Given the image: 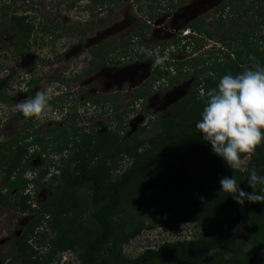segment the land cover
Listing matches in <instances>:
<instances>
[{"label": "trees", "instance_id": "obj_1", "mask_svg": "<svg viewBox=\"0 0 264 264\" xmlns=\"http://www.w3.org/2000/svg\"><path fill=\"white\" fill-rule=\"evenodd\" d=\"M146 1L149 4L143 19L135 21L125 38V55L121 54V49L116 52L118 48L114 44L100 42L99 49L92 51L94 59L84 74L109 67L128 68L148 61L153 64L157 54L146 55L133 46L140 45L146 38L148 20L158 16L165 5H161L162 0ZM231 5L239 7L224 14L225 7ZM26 11L18 13L14 1L0 5V28L5 26L11 30L10 39H13L17 54L21 48L29 47L30 42L36 43L38 38L36 16L31 17ZM216 11L214 21L218 28L226 19L239 20L249 14L256 16L257 24H264L262 0L247 3L224 0ZM204 23L203 17L190 21L185 27L188 33L174 38L169 58L173 59L177 50L186 52L189 44V48L197 53L199 42L194 39L209 35ZM55 24L59 22L55 21ZM53 26L50 25L47 31L57 38L59 33L52 30ZM221 41H228L225 51L220 50L221 55L211 58L195 55L183 61H171L165 68L155 63L150 77L134 89V96L126 105L123 103L122 108L135 111L138 100L145 99L148 85L157 83L159 89H163V85L169 87L178 83L182 76L197 75L188 91L170 104L165 115L156 119L159 126L150 137H142L141 132L151 123V118L139 124L141 131L129 137L120 135L118 128H125L131 118L124 119L129 113L119 112L121 107L115 103L119 99L116 97L122 94L103 96L102 101L98 95L90 97L95 110L99 102L105 105L108 101V109L100 107L102 113L111 116L108 122L92 131L77 124H66L47 133L50 140L42 141L44 145L41 144L39 154L45 160L43 151L48 149L58 158L47 162L46 170L39 175L42 177L50 165L55 171L51 173L50 181L53 192L45 200L33 203L30 194L25 193L29 180L22 168L29 159L27 149L34 145L39 130L35 129L29 136L10 137L0 144L1 150L6 149L1 152L5 159L0 161V179L4 182L0 187L1 202L20 213H36L15 237L17 253L10 264H51L67 249L77 250L79 264H264V202L240 205L220 189L219 183L223 176H234L245 191L259 192L261 186L252 189L247 181L252 168L264 175V142L256 147L250 158L249 154H241L248 155L243 170H232L212 152L211 145L202 140L201 133L195 128L204 106L201 91L215 88L225 74L236 75L257 63L264 66V32L251 25L237 36L229 28ZM200 71L204 73L199 75ZM37 82V78H29L27 90ZM59 107L61 113H67L70 108L65 104ZM18 117L24 115L17 110L15 118ZM114 120L116 128L111 126ZM27 137L32 138L27 140ZM123 154L132 158L131 162L118 176L111 177L110 171L117 168ZM81 190L89 192L88 200ZM148 190H153L154 196L147 197ZM89 205L94 208L93 225L84 229L82 212ZM153 205L157 225L164 231L176 230L186 223L202 226L207 223L210 228L192 238H178L164 241L157 247H147L135 258L123 257L121 243L138 235L143 228L152 227L146 225L143 213ZM76 214H80L81 219L77 220ZM43 222L50 227L52 235L46 229L37 231ZM242 222H245L243 231H234ZM81 230L85 231L82 235L79 234ZM35 236H39L36 243L42 246L40 249L30 244Z\"/></svg>", "mask_w": 264, "mask_h": 264}, {"label": "rangeland", "instance_id": "obj_2", "mask_svg": "<svg viewBox=\"0 0 264 264\" xmlns=\"http://www.w3.org/2000/svg\"><path fill=\"white\" fill-rule=\"evenodd\" d=\"M13 1L17 6L18 13L27 10L26 12L30 14L31 17L36 16L35 29L40 41L38 40L39 43L37 42L32 46L30 43V47L21 48L17 54L13 47V39H10L11 30L5 26L0 28V144L10 137L25 133L30 134L35 129L39 130L40 134L39 137L34 138V145H30L27 149L29 159L22 167L25 170V177L29 180L27 191L33 203L47 199L53 192L50 181L52 179L51 173L55 171L52 166L50 165L46 173L42 177H39L41 172L46 170L45 164L58 158L57 156L53 157L51 151L46 149L43 151L45 160H42L43 155H40L38 150H41V144L44 145L42 141L47 142L50 140L49 137L47 139L46 134L55 132L58 127L63 128L66 124H77L82 126V128H86L88 131H92L96 124V126H101L111 119V116L105 113L102 115L100 109L97 108V110H95L93 107V110L92 106H89V104L83 105L86 98L95 94L100 97L98 92L105 93L112 90L113 92L116 91L114 95L122 94L116 97L119 98L117 102H115L119 108L123 103L126 105L134 96L132 88L141 83L143 84L150 77L155 63L163 68H165L168 63H172V58H169V52L172 50V47L169 44L173 42L174 35L171 34L170 30L173 29V31L176 32L179 28V34H183L190 19L198 18L199 16L205 17H203L205 19L204 25L209 30V36H205V38L197 36L194 40L199 42L196 56H208L210 58L213 57L214 54L219 53L217 49H221L222 46L223 49L226 45L225 42L221 43L219 40L223 34L227 33V29L231 28L234 35L240 36L243 30L251 26L249 22L252 21L250 15L243 17L241 20L226 19L223 26L218 28L219 25L213 20L218 13L216 11V6L220 0H184L185 3L179 6L180 12L178 14L175 16L170 15V18L166 19L164 23L159 24L160 27H151L148 30L146 38L141 41L140 45L133 46L139 48L140 51L146 53V55L158 54L153 64L148 61L147 63L137 64L124 70H117L115 68L116 70L110 73L89 77L87 74L83 75V73L89 65L90 59L93 57L90 54L89 48L94 47L95 42L92 41L90 44L86 45L87 42L85 37L88 36L87 40L90 41L93 39L96 30H106V25H108L112 34L111 32H109V34L107 33V45L114 44V46L118 48L116 52L121 49V54L125 55V38L128 31H125V27L134 20L143 19L144 11L147 9L145 6L146 1L114 0V9L112 11H105V9L98 11L96 18H99L100 25L98 23H93L95 28L93 29V26H91L92 29L89 28L86 30L84 29L86 23H82L81 21L83 19H88L86 16L87 12L84 11V9H81V13L68 10L67 6L72 0H0V5L9 4ZM167 1L168 0H165L163 3ZM262 4L264 5V0H262ZM31 7H36L37 10L31 9ZM238 7L237 5H231L228 12L238 9ZM53 13H56L58 16L57 19L60 20V24L57 26L59 31H56L60 34L58 38H51L47 33V29L50 27L49 16L53 15ZM224 13H226V11ZM43 15H45V18ZM65 15H70L69 19H67ZM77 17L81 18V21ZM133 17H135V19H132ZM78 20L80 25L76 23ZM208 21L210 23H206ZM69 26L74 27L70 28ZM97 26H100V29ZM101 26L104 27L102 28ZM179 34L175 37L181 36ZM185 42H188V40ZM72 44H74L76 48L69 53L66 52ZM162 47H164V50L159 53ZM167 47H169V49ZM189 47H191L190 44L186 48ZM149 48H151V50H148ZM175 48L177 47L175 46ZM185 54H189V51L183 52L182 50H177L173 55V59L182 60ZM190 54L195 55L193 51H191ZM166 58L169 59L168 63ZM99 70H96V72H99L98 74L101 73ZM30 73L38 76V83L27 90L26 82ZM203 73L204 71H200L199 75ZM171 74L172 72L169 76ZM196 78L197 75L191 73L190 76H182L178 83L172 86L166 87V85H163V89H159L157 83L152 86L148 85L146 87L147 92L145 99L138 101V105L135 106V111L131 112L130 109H125V107L119 109V112L125 110V114L129 113L128 116L125 115L124 119H128L131 116L125 128H118L120 135L129 137L134 132L141 131L139 130V124L151 118L152 121H155H151L141 132L142 137H150V135L156 132L159 126V121H156V119H160L166 114L170 104L180 99L188 91L192 80ZM129 87L130 89H128ZM48 89L51 90L50 104L52 110L50 112L38 118H15L17 112L16 105L18 103L33 97L37 91ZM64 103H73L77 106L69 108L67 113L62 114L58 108ZM115 124L116 122L114 120L111 126L116 128L114 126ZM42 138L44 140H42ZM5 150L4 147L2 150L0 149V161L5 159V156L1 153ZM131 160L132 158L125 154L120 155L117 168L110 171L111 177L118 176L121 171L129 165ZM247 161L248 155L241 156L240 170L246 167ZM3 186L4 182L0 179V187ZM81 192L84 198L88 200L89 192L87 190H81ZM153 192V190H148L146 196H154ZM152 207L154 208V205L145 209L143 213L146 225H152V227L143 228L138 235L127 242L121 243L120 247L123 257L135 258L147 247H157L164 241L178 238H192L201 235L203 230H208L210 228L207 223H205L204 226L196 223H186L181 224L176 230L164 231L157 225L158 220L156 218V212L152 210ZM84 208L82 212V222L85 225L84 229H88L93 225L91 214L94 208L91 205L88 207L85 206ZM35 214L36 213L29 212L20 213L12 209L7 210L0 208V264H8L7 259L10 258L13 253L14 249L11 239L14 232L16 233V231L23 228L27 220L33 218ZM122 214L121 216H123ZM74 217H77V220L81 219L80 214H76ZM77 220H75V224ZM44 227L47 232L52 235V231L46 222L42 223V228ZM42 228H38L37 231H40ZM84 232V230H81L79 234L82 235ZM38 239L39 236H35L30 240L31 245L37 246L35 249L42 248V246H38L36 243ZM45 241H47V239H45ZM105 254L107 255V252H105ZM108 255L112 258L109 252ZM14 264L20 263L14 262ZM51 264H79L78 252L75 249H67L59 253Z\"/></svg>", "mask_w": 264, "mask_h": 264}, {"label": "clouds", "instance_id": "obj_3", "mask_svg": "<svg viewBox=\"0 0 264 264\" xmlns=\"http://www.w3.org/2000/svg\"><path fill=\"white\" fill-rule=\"evenodd\" d=\"M50 92V89L37 91L33 97L18 103L17 110L26 118H38L50 112ZM200 98L204 106L195 128L229 168L240 169L241 154H249L250 158L264 142V66L257 63L236 75L225 74L215 88L201 91ZM247 182L252 189L261 186L259 192L245 191L234 176L226 175L219 181L220 189L240 205L264 202V175L252 168ZM243 223L234 231H243Z\"/></svg>", "mask_w": 264, "mask_h": 264}, {"label": "flooded vegetation", "instance_id": "obj_4", "mask_svg": "<svg viewBox=\"0 0 264 264\" xmlns=\"http://www.w3.org/2000/svg\"><path fill=\"white\" fill-rule=\"evenodd\" d=\"M129 1V0H128ZM131 1V0H130ZM143 1V0H142ZM144 1H146V0H144ZM163 1H165V0H162L161 1V5H165V9H163V10H161V12H160V14L158 15V16H156L155 18H153V19H150V20H148V25H149V29L151 28V27H153V28H157V27H160L159 26V24L160 23H164V21L166 20V19H168V18H170L169 16L170 15H172V16H175L176 14H178L180 11V7L179 6H181V5H183L184 3H185V1L184 0H168L166 3H163ZM223 1L224 0H220V2L217 4V6H216V9L218 8V7H220L221 6V4L223 3ZM248 1L247 0H244V3H247ZM97 3V4H96ZM148 4H149V2H147L146 1V7L148 6ZM77 5H79V6H77ZM169 6H170V8H169ZM178 7V8H177ZM32 8V7H31ZM229 8H230V6H226L225 7V9H224V12L226 11V13L228 12V10H229ZM32 9H34L35 11L37 10V8L36 7H34V8H32ZM67 9L68 10H71V11H73V12H75V13H77V12H79V13H81V11L84 9V11H86L87 12V14H86V16H87V18L88 19H83L82 21L80 20L81 18H79V17H77V18H79V20L82 22V23H86V25H85V30L86 29H89V28H91L92 29V27L91 26H93V29L95 28L94 27V24L93 23H98L99 24V18H96V16H97V14H98V11L99 10H103V9H105V11H112L113 9H114V0H72L71 2H70V4H68V6H67ZM82 9V10H81ZM125 11V10H124ZM234 11V10H233ZM226 13H224V14H226ZM72 15V14H71ZM251 17H252V21L251 22H249V23H251V25H254L255 27H259L260 29H261V31L262 32H264V24H257L255 21H256V16L255 15H252V14H249ZM249 15H246V16H249ZM44 16V18H45V15H43ZM66 16V15H65ZM69 16L70 15H68V16H66L67 17V19H69ZM50 17V19H49V23H50V25H54L53 27H52V30L54 29L55 30V32L56 31H59V29H58V25L60 24H55V20L57 19V15H56V13H53V15H51V16H49ZM204 17V16H203ZM243 17H245V16H242V18ZM198 18H201V16H199ZM198 18H193V19H190L189 20V22L190 21H192V20H195V19H198ZM205 18V17H204ZM241 18V19H242ZM132 19H135V17H133ZM241 19H239V20H241ZM79 20L76 22L78 25H80V22H79ZM237 20V19H236ZM56 21H60V20H56ZM135 21L136 20H134L133 22H131V23H128L127 24V27H125V31H127V35L131 32V29H132V26H133V24L135 23ZM214 21V20H213ZM212 21V22H213ZM215 22V21H214ZM75 23V24H76ZM119 23V22H118ZM206 23H210L209 21L208 22H206ZM88 24V25H87ZM100 25V24H99ZM70 28L71 27H74V26H69ZM99 29H100V26H97ZM102 27V26H101ZM104 27V26H103ZM102 27V28H103ZM113 27V26H112ZM250 27V26H249ZM35 28H36V23H35ZM106 30H102V29H100L101 31H97L96 30V32H95V35L93 36V39H91L90 41H88L87 40V38H88V36H86L85 37V40H86V45H88V44H90L92 41H94L95 42V46L94 47H90L89 48V51H90V54L93 56V54H92V51H94V50H96V49H99L98 48V46H99V43L100 42H103L104 40L106 41V45L108 44V42H107V40H108V37H107V33L109 34V32H111V30H110V28H109V26L108 25H106V28H105ZM148 29V30H149ZM104 32H106V33H104ZM170 32H171V34H173L174 35V38H175V36H177L178 34H179V28H178V30L176 31V32H174L173 31V29L172 30H170ZM35 33H36V29H35ZM47 33L49 34V32L47 31ZM84 33V32H83ZM148 33V32H147ZM111 34H112V32H111ZM49 36H51L50 34H49ZM59 36H60V34H59ZM58 36V37H59ZM209 36V35H208ZM223 36H224V34H223ZM222 36V37H223ZM38 37V36H37ZM55 38L56 36H51V38ZM57 37V38H58ZM221 37V38H222ZM204 38H205V36H204ZM221 38H220V42L221 43H223V42H225L226 44L228 43V41H221ZM40 41V39H39V37L37 38V42L39 43V41ZM231 41V40H230ZM36 42V43H37ZM31 43V46L32 45H35L36 43H32V42H30ZM81 43V42H80ZM171 47H173L172 45H173V42L171 43V44H169ZM168 45V46H169ZM169 46V47H170ZM30 47V46H29ZM165 47V46H164ZM164 47H162L160 50H159V53H161V51H163L164 50ZM169 47H167L168 49H169ZM223 47V46H222ZM222 47H221V49H217V51H219V53L218 54H214L213 56H217V55H221V53H220V50L221 51H225V49H226V45L224 46V48L222 49ZM74 48H76L75 46H74V44H72L71 46H70V48L68 49V51L66 50V52H71ZM188 49V50H187ZM189 51V54H190V52L192 51L191 50V48H186V52H188ZM110 53V52H109ZM195 55H196V53L195 52H193ZM189 54H185V57H184V59H189V58H191L192 56H195V55H189ZM158 55V54H157ZM157 57V56H156ZM92 59H94V56L90 59V61L92 60ZM96 59V58H95ZM157 59V58H156ZM184 59H182V60H175V59H172V61H183ZM89 61V65H90V62ZM167 61V63L169 62V59L168 60H166ZM88 65V66H89ZM137 65V64H136ZM138 65H140V64H138ZM87 66V67H88ZM103 66H101L100 68H102ZM121 69H125V68H117V70H121ZM104 69L102 68L101 70H100V74H98L99 72L97 71H94V72H92L91 74H89L88 76L89 77H96V76H98V75H104V74H107V73H110V72H112V71H115L116 69L115 68H113V67H109V68H107L106 70H104ZM85 71V70H84ZM83 75H86V74H84L83 73ZM32 77H34V78H37L38 79V76H36L35 74H29V78H32ZM29 78H27V79H29ZM28 81V80H27ZM38 83V82H37ZM36 83V84H37ZM142 84V83H141ZM68 85V84H67ZM27 86V85H26ZM138 86V85H137ZM137 86H134L133 88H136ZM28 88V87H27ZM125 88V87H124ZM128 89H130V87L128 88ZM101 93V94H100ZM114 93H116V91L115 92H113L112 90L111 91H108V92H98V94L100 95V98H99V100L100 101H102L103 100V96H109V95H114ZM123 93V92H122ZM125 93V92H124ZM96 95V94H95ZM93 96V95H92ZM92 96H90V97H92ZM90 97H88V98H86L85 100H84V102H83V105H88V104H92V102H91V99H90ZM86 102V103H85ZM106 104L105 105H102V103H98L97 105H99V109H101V107H104V109L106 108V109H108V104H109V102L108 101H106L105 102ZM65 105H69L70 106V108L71 107H76L77 105L76 104H73V103H70V104H66V103H64ZM63 105V104H62ZM89 105V106H90ZM61 106V105H60ZM92 106V105H91ZM101 106V107H100ZM94 106H92V108H93ZM58 110L59 111H61L60 110V108H58ZM93 110H94V108H93ZM69 111V108L67 109V112ZM102 115H103V113H102ZM25 117V116H24ZM24 117H22V118H24ZM30 119L31 118H33V117H29ZM28 118V119H29ZM97 125V124H96ZM96 125L93 127V128H95L96 127ZM25 134H27V136H29L30 134L29 133H25ZM29 134V135H28ZM32 138V137H31ZM31 138L30 137H27V140H31ZM5 158V157H4ZM25 171V170H24ZM25 176V175H24ZM28 179V178H27ZM28 186V185H27ZM28 189H27V187H26V189H25V193L27 192L28 193V191H27ZM0 208H3V209H7V210H10V209H12V210H14V211H16L14 208H12V207H10V206H6V205H4L2 202H1V200H0ZM16 212H18V211H16ZM24 213H26V212H24ZM28 221V220H27ZM39 228H42V225L39 227ZM44 229H46L45 227L44 228H42L40 231H43ZM22 230H23V228H21L19 231H16V233L14 232V234H13V236H12V242H13V253L11 254V256H10V258H8L7 260H8V264H10L11 262V259L13 258V256L17 253V248L15 247V245H14V240H15V237L16 236H18V235H20V233L22 232Z\"/></svg>", "mask_w": 264, "mask_h": 264}]
</instances>
